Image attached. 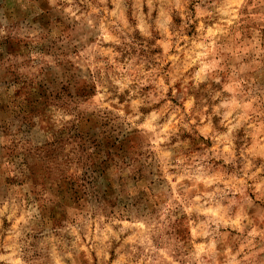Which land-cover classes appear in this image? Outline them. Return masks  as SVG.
I'll use <instances>...</instances> for the list:
<instances>
[{
	"label": "rangeland",
	"instance_id": "1",
	"mask_svg": "<svg viewBox=\"0 0 264 264\" xmlns=\"http://www.w3.org/2000/svg\"><path fill=\"white\" fill-rule=\"evenodd\" d=\"M0 33V264H264V0H0Z\"/></svg>",
	"mask_w": 264,
	"mask_h": 264
},
{
	"label": "clouds",
	"instance_id": "2",
	"mask_svg": "<svg viewBox=\"0 0 264 264\" xmlns=\"http://www.w3.org/2000/svg\"><path fill=\"white\" fill-rule=\"evenodd\" d=\"M67 11H71V9H68ZM2 35V33H0ZM203 72V69H201V72L197 73V78L203 79L204 77L201 75ZM98 79V98L95 100H89L87 104L84 103V100L81 99L79 95H77L75 88L71 89V96L65 94L62 98L61 101L58 103L65 104L68 108L69 111L73 113V116L75 115L76 112L81 111L82 109H88L89 111L96 109H106L109 104H116L115 100L108 101V104L104 103V101L107 99V81L102 79V78H97ZM219 82V81H217ZM116 83H119V81H116ZM122 88L127 87L126 84L121 86ZM217 95H220V93H217ZM244 98L241 97V102H240V107H244ZM135 104V101L133 102ZM231 104H223L221 107H230ZM121 108H123V105H120ZM230 115V113H228ZM155 115L152 116V119L155 120ZM65 120L72 119V116L65 115L64 116ZM225 119H227V115L225 116ZM140 120L139 115H132L130 117H124V123L125 127L131 130V128L137 127V124L135 123L136 121ZM141 127L143 124L141 123Z\"/></svg>",
	"mask_w": 264,
	"mask_h": 264
}]
</instances>
